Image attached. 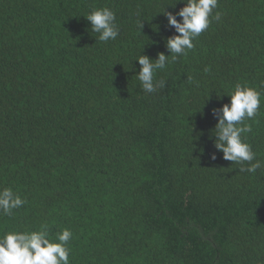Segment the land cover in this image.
I'll return each instance as SVG.
<instances>
[{
	"label": "trees",
	"instance_id": "1",
	"mask_svg": "<svg viewBox=\"0 0 264 264\" xmlns=\"http://www.w3.org/2000/svg\"><path fill=\"white\" fill-rule=\"evenodd\" d=\"M174 3L0 0V190L26 201L0 235L68 229L70 264H264V167L241 172L211 135L235 85L255 88L242 139L264 162V0H218L145 93L135 60L170 55ZM104 7L120 30L106 43L84 17Z\"/></svg>",
	"mask_w": 264,
	"mask_h": 264
},
{
	"label": "clouds",
	"instance_id": "2",
	"mask_svg": "<svg viewBox=\"0 0 264 264\" xmlns=\"http://www.w3.org/2000/svg\"><path fill=\"white\" fill-rule=\"evenodd\" d=\"M178 3L184 5L179 11L173 13L164 8L161 12L167 17L168 25L175 30V34L165 42L170 55L161 52L157 58L152 59L141 54L135 60L140 66L136 77L145 93H155L159 88L165 87V81L157 80L156 74L166 68L170 62L169 56L172 61L187 56L194 47L193 41L208 29L211 20L220 18L219 13L213 17L218 0H175L170 6L175 8ZM84 17L90 22L91 32L98 34L99 41L106 43L117 39L120 30L115 13L110 8L93 9ZM139 27L140 30L143 27L141 21ZM204 71L208 72L209 69L206 67ZM188 79L191 82L192 77L189 76ZM227 95L230 97L229 103L212 110L218 121L211 134L215 137L214 147L222 152L224 160L240 164L241 172L255 173L257 169L264 167V162L256 159V153L245 142L246 137L242 139V134L252 131L247 121L254 120L258 115L261 92L237 83ZM217 97L222 98V95ZM216 158V153H212L211 159ZM25 203L11 188L0 190V215L11 216L14 209L21 208ZM72 236L70 230L63 229L56 236L58 242H53L49 239L46 226L38 231L5 232L0 235V264H70L68 242Z\"/></svg>",
	"mask_w": 264,
	"mask_h": 264
}]
</instances>
